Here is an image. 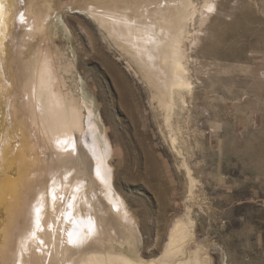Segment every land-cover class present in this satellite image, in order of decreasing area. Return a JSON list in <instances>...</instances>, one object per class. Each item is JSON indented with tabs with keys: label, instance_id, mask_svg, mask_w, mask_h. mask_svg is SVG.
Returning a JSON list of instances; mask_svg holds the SVG:
<instances>
[{
	"label": "rangeland",
	"instance_id": "obj_1",
	"mask_svg": "<svg viewBox=\"0 0 264 264\" xmlns=\"http://www.w3.org/2000/svg\"><path fill=\"white\" fill-rule=\"evenodd\" d=\"M4 1L0 264H15L37 206L68 182H54L53 168L81 178L84 198L99 193L97 218L90 209L98 224L82 223V243L93 242L99 263L126 254L133 264H195L199 250L200 264H264V0ZM94 13L116 19L102 24ZM148 23L159 41L174 38L189 70L193 93L175 112L126 43ZM159 23L173 33L159 32ZM46 58L56 88L95 124L112 168L110 196L82 172L91 175L93 161L81 145L79 162L64 161L39 132L30 83ZM144 151L159 161L160 183L146 175ZM178 223L192 232L180 251L168 248ZM76 252L80 261L92 251Z\"/></svg>",
	"mask_w": 264,
	"mask_h": 264
},
{
	"label": "bare ground",
	"instance_id": "obj_2",
	"mask_svg": "<svg viewBox=\"0 0 264 264\" xmlns=\"http://www.w3.org/2000/svg\"><path fill=\"white\" fill-rule=\"evenodd\" d=\"M4 3V0H0V45L3 44L6 31H8L7 19L11 14ZM93 15L98 19L100 18L102 24L104 23L107 25H111V23L107 22L108 19L109 22L110 20L116 19L113 16H104L97 13ZM101 18H106L104 20H107V23ZM135 25L136 24H134V26ZM158 26L157 29L159 28V32L168 30L167 33H173L172 28L165 23H159ZM134 29L135 30L132 29L133 32L131 30V40H127L126 42L127 45L130 44L132 47L133 55L138 57L147 67H150L151 73L155 76L159 89L163 95H165L167 101H169V106L172 108V111L175 112L178 106H181L182 109L185 108L187 105L186 96L193 93V84L189 77L188 67L183 63V57L177 46L178 43L176 42L177 44L175 46L173 37L161 38L162 36H160V41L154 38L152 35V29L154 28H151L149 23L145 26L136 25ZM118 30L121 31V29ZM159 35L161 34L159 33ZM123 43L125 42L123 41ZM47 61H43L41 67L38 69L35 83H30L31 108L37 113V119L40 122V126H38L37 123H34V125L40 127L39 132L43 138H47L46 140L51 142L57 154H59L60 158L64 161L77 158L76 161L79 162V160L82 159L80 158L81 145L84 152L87 154L86 156L93 161L92 174L90 175L89 171L85 169L82 170V172L91 179L94 177L101 181L106 193L100 191V194L110 196L115 192L111 178L113 175L112 168L109 165L108 155L106 154V157L104 154L102 143L100 144V141L95 136V124L90 120L86 122L85 114H83L82 110L56 88V83H58V81L56 82V74L53 66L49 62L50 60ZM115 84L119 90L125 92L123 95L125 96L128 91L126 83L116 80ZM83 102L85 103L86 100H83ZM143 147L145 149V146ZM143 154L145 157L144 163H146L144 164L146 167V175L151 181L160 183L162 181L160 179L162 172L160 171L161 166L159 161L150 153L145 152ZM55 170L58 171L56 174L54 173ZM50 174L53 181H56L58 184L59 182L62 184L66 181L68 182L63 186L61 184L60 186L57 185L58 187L54 186L51 190V194L47 192L43 202L37 206L36 212L32 216L29 230H26V233L24 232V237L21 240L15 264H104L105 262L99 263V257L98 254L94 252L96 249H94L95 247H93L92 241V244L88 242L84 245L82 243V239L87 237V231L84 230L87 227H84L82 223L84 222L86 226L91 223L98 224L93 216H98L95 205H98L96 199H98L99 193L96 194L97 191L92 189L95 192L93 191L90 197L85 195L84 198V194L87 192H82L81 178L80 181H77L78 179L75 180L77 183L73 182V178L75 177L72 172L66 168H64V170L53 168ZM120 205L123 207L125 206V204L121 202ZM91 207L96 211L93 216L90 215ZM59 208H61V210ZM83 213L89 214V217H85ZM79 214L81 216H79ZM182 224L178 223V227L174 229L175 231L170 238L168 248H177L178 245L185 243L187 238L192 236L190 229H186ZM94 240L96 241V239ZM74 251H78L76 252L78 253L77 256L81 255V257L83 252H92H89L87 256L89 258L75 261V258L71 256ZM177 251L180 250L177 248ZM176 254H178V252H176ZM176 254L174 253V255ZM198 254L199 250L194 252L195 264L201 263ZM72 258L74 260H72ZM114 259V256L111 258L108 257V264H133L132 261H134L126 254H123V256L120 255L115 260Z\"/></svg>",
	"mask_w": 264,
	"mask_h": 264
}]
</instances>
